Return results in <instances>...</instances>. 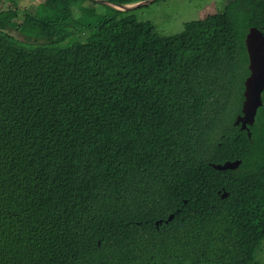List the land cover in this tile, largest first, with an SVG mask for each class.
Wrapping results in <instances>:
<instances>
[{
	"label": "trees",
	"instance_id": "16d2710c",
	"mask_svg": "<svg viewBox=\"0 0 264 264\" xmlns=\"http://www.w3.org/2000/svg\"><path fill=\"white\" fill-rule=\"evenodd\" d=\"M9 1L0 264H261L264 98L251 134L234 120L264 0H210L171 35L95 0Z\"/></svg>",
	"mask_w": 264,
	"mask_h": 264
},
{
	"label": "water",
	"instance_id": "95a60500",
	"mask_svg": "<svg viewBox=\"0 0 264 264\" xmlns=\"http://www.w3.org/2000/svg\"><path fill=\"white\" fill-rule=\"evenodd\" d=\"M95 1L128 11L150 4L155 0H139L128 3H117L111 0ZM246 47L249 55L250 74L245 79L242 112L236 117L234 123L235 125H240L241 129L247 130L248 134H251L250 126L255 123L258 110L263 105L262 95L264 92V33L257 26L249 28L246 34ZM241 162V160H227L223 163H213V166L217 169L236 168ZM173 217V214L170 215L168 220Z\"/></svg>",
	"mask_w": 264,
	"mask_h": 264
},
{
	"label": "rangeland",
	"instance_id": "374dc122",
	"mask_svg": "<svg viewBox=\"0 0 264 264\" xmlns=\"http://www.w3.org/2000/svg\"><path fill=\"white\" fill-rule=\"evenodd\" d=\"M19 1L18 4L20 7V13H23V9L27 7L28 0H19ZM38 1L39 0H30L28 2L31 9H34L35 7L34 4L38 3ZM208 1L210 0H156L150 4L145 5L144 7L142 6L139 7L134 11V13L141 20L152 21L156 25L157 30L160 33L164 35H171L181 32L184 28V23L186 21L198 18L200 8L204 6ZM217 1L225 4L229 0H217ZM3 3L4 6L14 8V3L10 2L9 0H3L0 3V5ZM97 8H99V10L104 9V12H106L107 10V7L102 5H97ZM76 14L78 15L79 12L77 11ZM13 32L18 38L25 39L23 35L19 33L17 30H13ZM74 38L75 37H73L72 39ZM69 40L67 39V41ZM257 259L261 264H264L263 245L258 250Z\"/></svg>",
	"mask_w": 264,
	"mask_h": 264
},
{
	"label": "clouds",
	"instance_id": "9594fccd",
	"mask_svg": "<svg viewBox=\"0 0 264 264\" xmlns=\"http://www.w3.org/2000/svg\"><path fill=\"white\" fill-rule=\"evenodd\" d=\"M246 49H247V47H246ZM247 53H248V51H247ZM248 58H249V55H248ZM248 68H249V63H248ZM249 71H250V69H249ZM249 74H250V73H249ZM244 85H245V82H244ZM263 94H264V92H263ZM262 97L264 98L263 95H262ZM242 107H243V105H242ZM258 111H259V110H258ZM241 112H242V109H241ZM241 112H240V113H241ZM240 113H239V114H240ZM239 114H238V115H239ZM257 114H258V113H257ZM238 115H237V116H238ZM237 116H236V117H237ZM235 119H236V118H235ZM256 120H257V117H256ZM234 121H235V120H234ZM255 122H256V121H255ZM234 124H235V123H234ZM254 124H255V123H254ZM254 124H253V125H254ZM237 126L240 127V125H237ZM251 126H252V125H251ZM251 126H250V127H251ZM240 129H241V127H240ZM242 130H244V129H242Z\"/></svg>",
	"mask_w": 264,
	"mask_h": 264
}]
</instances>
